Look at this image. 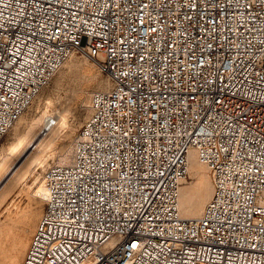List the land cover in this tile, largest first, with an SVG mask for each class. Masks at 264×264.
I'll list each match as a JSON object with an SVG mask.
<instances>
[{
	"label": "built area",
	"instance_id": "built-area-1",
	"mask_svg": "<svg viewBox=\"0 0 264 264\" xmlns=\"http://www.w3.org/2000/svg\"><path fill=\"white\" fill-rule=\"evenodd\" d=\"M75 55L111 86L43 173L22 264H264V0H0V142ZM191 152L214 186L199 218Z\"/></svg>",
	"mask_w": 264,
	"mask_h": 264
},
{
	"label": "rangeland",
	"instance_id": "rangeland-1",
	"mask_svg": "<svg viewBox=\"0 0 264 264\" xmlns=\"http://www.w3.org/2000/svg\"><path fill=\"white\" fill-rule=\"evenodd\" d=\"M108 80L107 75L102 74L87 57L75 55L65 63L53 78L51 84L42 91L22 116L20 119L22 121L19 120L20 123H16V128L13 127L0 142V152L8 153H4L7 159L0 167V194L14 181V174H20L21 170L17 171V168L25 160V158L22 159V155L33 147V144H38V142L36 143L37 138H42L40 133L44 121L37 128L36 136L27 138L28 140L25 139L24 145L18 152L10 151V154L8 151L10 145L16 143V140L18 141L21 136H24L25 128L23 124L31 121L33 117L38 118L42 115L41 112L37 113V106L42 110V104L47 99L54 101L55 110H51L45 118L51 114L57 117L58 113L62 111V105L67 106L72 111L68 128H65L54 140L52 150L54 155L49 158L47 168L57 164L60 153L67 150L68 147L74 146L89 115L92 96L99 91L107 90V85L110 83ZM49 137V135L46 136V138ZM32 152H35V150L30 149L28 155ZM31 170L26 181L17 184L14 191L0 206V264L22 263L45 210V200L36 192L38 188L36 178L40 176V180H42L43 170L38 167H33ZM205 171V174L209 175L208 178L211 180L210 172ZM197 180V178L189 175L183 187L194 188L198 185Z\"/></svg>",
	"mask_w": 264,
	"mask_h": 264
},
{
	"label": "bare ground",
	"instance_id": "bare-ground-1",
	"mask_svg": "<svg viewBox=\"0 0 264 264\" xmlns=\"http://www.w3.org/2000/svg\"><path fill=\"white\" fill-rule=\"evenodd\" d=\"M108 81L110 83H109V85H107V90L111 86V81L110 80H108ZM103 91H105V90H103ZM99 92H101V91H99ZM90 103H91V101H90ZM42 105H43L42 110H40V107L37 106V113L39 114L41 112L42 115H40V117H38V118L33 117V119L31 121H28L26 124L25 123L23 124V127L25 128L24 136L20 135L21 137L18 139V141L16 140V143L10 145V148L8 147L9 148L8 151L9 152L10 151H12V152L17 151L18 152L22 148V146L24 145V142L26 140H28L27 138H30V137L33 138L34 136H36L37 128L39 127L40 123H42V121H44V123H43V126H44L45 121L47 119H49V118L54 119L57 122L56 126L54 128H52L51 131L49 132V134H48L50 136L49 138H46V137L37 138V139L35 138L36 143L38 142L36 148L34 149L35 152H32L28 155L30 149L32 150V147H31L28 151L25 152L24 155H22L23 156L22 159L25 158V160L17 168V171L21 170V172H20V174H17V173L14 174V176H13L14 181L11 182L9 184V186L0 194V206L3 204V202L9 196V194L12 191H14L15 186L17 184L19 185V183L26 181V179L28 178L29 173H30V171H32L31 169L33 167L41 168L43 170V173L48 169V167L46 168V166L48 164V160L52 155H54L52 152L54 140L56 137H58V135L65 128H68V124H69L68 122L70 121V118L72 116L71 109H69L65 105H62V107H61L62 111H60L58 113L59 115L57 117H55L51 114L45 118V116L48 115V113H50L51 110H55L54 109L55 104H54V101L52 99H47ZM89 113H90V105H89ZM44 118H45V120H43ZM18 121L16 123H20V121H22V120H20L19 122ZM15 125L13 127L16 128ZM24 128H23V130H24ZM33 146H34V144H33ZM74 150H75V144L73 147L70 146L67 148V150L60 153L58 155V162L55 165L65 166V165L72 163L73 158H74ZM4 153H5L4 151L0 152V167L6 162V159H7L6 155H5L7 152L5 154ZM10 154H11V152H10ZM205 170H208V172H209L208 167L199 161L197 153L191 152L190 156H189V175L198 179L197 180L198 185L194 188H191L189 186H184V187L182 186V188L180 190L179 207H180V211H181L182 215L185 218H199V217H201V215L204 212L206 205L209 203V201L211 200V198L213 196L214 186H213L212 177H211V180H209V178H208L209 175L207 176L205 174V172H206ZM42 178H43V176H42ZM36 180L38 181L37 182L38 188H37L36 192H37V194L42 196L44 199L45 198V196H44L45 191H44V186H43V179L40 180V176H39L36 178ZM7 183H9V182H7Z\"/></svg>",
	"mask_w": 264,
	"mask_h": 264
}]
</instances>
